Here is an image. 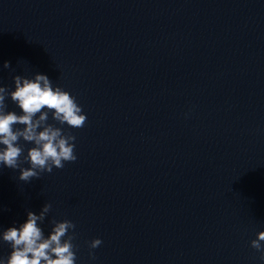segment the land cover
I'll return each mask as SVG.
<instances>
[{"label":"clouds","instance_id":"9594fccd","mask_svg":"<svg viewBox=\"0 0 264 264\" xmlns=\"http://www.w3.org/2000/svg\"><path fill=\"white\" fill-rule=\"evenodd\" d=\"M4 68H9L5 62ZM15 90L10 91L0 86V165L19 170L20 181L30 182L39 178L41 173H51L53 168L63 169L65 162H75V139L71 134H64L60 127L48 123L49 114L59 124H67L72 128L84 127L87 116L81 106L69 92L61 87H53L52 81L45 74L37 73L34 79L16 75L13 77ZM11 100L19 107L22 114L5 111V99ZM22 125L23 128H15ZM31 143L24 161L30 167H21L20 157L24 149L19 141ZM51 208L45 203L39 214L27 212V220L19 227H9L0 234V238L11 247L6 261L0 264H75L76 254L72 243L74 236L68 235L75 229L69 220L50 221L53 227L45 237L38 222L43 223ZM67 236V239L64 237ZM264 231L251 241V247L260 252L264 261ZM102 244L97 238L90 242V249ZM94 259V254L90 253Z\"/></svg>","mask_w":264,"mask_h":264}]
</instances>
